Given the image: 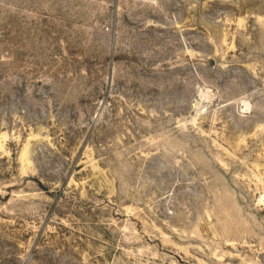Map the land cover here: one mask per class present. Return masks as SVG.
<instances>
[{
    "label": "rangeland",
    "instance_id": "374dc122",
    "mask_svg": "<svg viewBox=\"0 0 264 264\" xmlns=\"http://www.w3.org/2000/svg\"><path fill=\"white\" fill-rule=\"evenodd\" d=\"M0 264H264V0H0Z\"/></svg>",
    "mask_w": 264,
    "mask_h": 264
}]
</instances>
